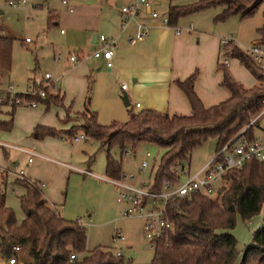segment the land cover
<instances>
[{"label":"trees","instance_id":"obj_1","mask_svg":"<svg viewBox=\"0 0 264 264\" xmlns=\"http://www.w3.org/2000/svg\"><path fill=\"white\" fill-rule=\"evenodd\" d=\"M217 8L220 12L213 19L215 23L225 22L231 17L240 20L251 18L259 9H262L264 17V0H197L185 5H170L165 16L168 26L173 28L182 18ZM257 35L264 46V26L257 29ZM13 41L0 36V72L11 69ZM226 47L231 50L225 56L237 60L259 86L244 88L234 80L228 68L219 63L218 69L222 72L220 86L228 91L230 97L213 107L205 108L195 94L194 74L184 82H177L188 100L189 116H169L151 110L130 111L125 123L101 126L96 114L86 105L75 116L81 125L67 131L36 127L32 136L35 139L52 137L68 140L78 132L84 134L88 140L100 143L99 149L105 151V173L110 179H119L122 175V162L110 154L113 148L118 147L125 154L127 146L134 148L140 143L160 147L164 153L153 173L151 187L152 191L159 192L164 181L177 183V173L189 163L192 151L207 139H215L219 150L242 131L249 142L258 136L255 128L246 127L264 110V70L232 43ZM75 53L79 55L78 51ZM42 90L45 98L29 96V99L41 102L46 108L62 107V99L58 95L49 93L47 88ZM12 126L13 120L0 122V132L10 131ZM259 133L264 135V129ZM7 179V174L0 172V259L3 262L12 257L14 247H19L28 250L31 264L124 263L122 257L118 258L114 252L100 247L85 254V228L78 221L61 218L47 204L37 185L23 176L13 181L23 189L18 202L24 219L18 223L14 212L6 206ZM260 214L264 216V161L252 159L242 168L228 171L214 197L196 193L168 203L167 217L171 227L153 241L154 253L150 264H264V226L252 234L239 262L237 241L231 234L236 217L249 222ZM72 254L76 256L74 261H70Z\"/></svg>","mask_w":264,"mask_h":264},{"label":"crops","instance_id":"obj_2","mask_svg":"<svg viewBox=\"0 0 264 264\" xmlns=\"http://www.w3.org/2000/svg\"><path fill=\"white\" fill-rule=\"evenodd\" d=\"M90 1L93 5L91 19L88 21L90 25H87L89 19L86 14L79 16L76 22L80 23V26L74 28L77 38L75 40L80 47H87L88 52L100 47L97 42V37L100 35L113 40L115 44L111 60L112 67L107 69L104 60L94 59L91 55L87 60L81 50L78 51L79 63L73 64L68 61L60 63L57 66L59 87L56 86L51 94L58 95L62 99V107L46 108L38 101L34 108L27 106L33 112L22 122L23 129L18 140L23 142V145H8L0 142V172L7 174L6 190L8 186H16L13 181L18 178L21 166H18L17 159L21 158V168L25 169L20 170L23 172L22 176L37 185L47 204L54 208L61 218L80 223V216L84 211H88L83 207V202L96 196L107 204L109 217L104 223L110 224L116 221L118 213L116 204L119 203L116 201L115 187L104 181L97 182L93 179L94 177L79 173L77 170L92 173L90 160L84 164L87 168L73 166L71 164L75 158L73 148L66 150V146L62 144L63 139L59 138L35 139L32 136L34 129L46 127L67 131L73 126H79L82 122L74 118L76 113L82 112L86 105L91 112L96 114L97 122L101 126L125 123L130 111L151 110L169 116H189L191 109L188 100L179 89L177 82H184L194 74V92L205 108L226 101L230 94L220 86L222 72L218 69V64L223 38L217 25L220 23L213 21L220 12L219 8L182 18L173 28L162 27L142 13L138 18L139 22L149 25V29L148 34L142 40L137 41L135 39L137 22L131 21L124 29H121V13L114 5L116 2L123 6L130 5L134 0ZM161 1L153 0L156 6ZM180 1H169L168 7L182 5ZM183 1L189 4L197 0ZM160 16H165V13ZM97 32L101 34L98 35ZM231 42L240 49L238 44ZM236 62L239 63L237 60ZM229 68L230 66L228 70ZM243 69L249 73L244 67ZM229 72L234 80L244 88H254L248 86L247 83L250 80L241 73L240 69ZM35 77H37L36 74H34ZM123 85L125 90L121 89ZM123 95L126 96L128 106H124L121 100ZM72 99L76 100L74 104L71 102ZM68 102H70L69 105ZM39 106L42 107L41 110H37ZM51 108H62L56 120L46 116ZM15 109L5 106L0 109V115L5 116L0 122L13 120L12 128L4 134H10L13 130ZM2 133L0 132V135ZM79 134L81 133L78 132L74 136ZM74 136L69 139L71 142ZM72 143L78 144L79 142ZM17 148L26 150L35 156L20 152ZM36 149L41 153H37ZM29 158H32L31 163H28ZM122 175H125L123 171ZM90 187L94 188V193L87 192ZM87 217L91 219L90 214Z\"/></svg>","mask_w":264,"mask_h":264},{"label":"rangeland","instance_id":"obj_3","mask_svg":"<svg viewBox=\"0 0 264 264\" xmlns=\"http://www.w3.org/2000/svg\"><path fill=\"white\" fill-rule=\"evenodd\" d=\"M6 1L0 0V35L10 36L14 41L12 44L10 72H0V95L2 97V107L16 109L13 130H11L10 134H4L3 132L0 135V142L8 145L20 144L19 146H22L23 142L18 140L23 129L22 122L33 112L27 106L31 101H34L29 99V95L25 96L23 93L27 94V91L36 82H40L44 86L45 82L42 80L44 74H49L53 80L58 79L59 71L57 66L62 63L55 61V56L58 53L62 54L64 59H67L69 55H73L76 51L81 50L84 52L86 59H89L91 52L87 51V47L83 48L77 45L74 28L80 26V23H77L76 20L82 14H86V17L89 19L87 20V25L89 24L88 21L91 19L93 5L90 0H67V5H63L61 0H31L25 7L15 9L7 7ZM148 1L152 6V10L159 15L166 14L169 1L172 2V0H162L156 6L153 0ZM180 2L181 4L183 3L182 5H185L184 2L186 1L181 0ZM114 5L117 10L128 6L127 4L123 6L118 2ZM261 11L262 9H259L251 18L240 20L236 17H231L225 22L217 24L223 40L233 41L235 44H238L241 51H245L252 44L260 45L257 29L264 26V17ZM52 17L51 21L50 18ZM97 34L101 33L97 32ZM26 39L29 40L28 43L24 42ZM230 50L231 48L226 46L222 49L224 52ZM229 66V71L240 69L241 73L249 78L250 82L247 84L250 88L259 86L254 78L235 59L229 58ZM32 70L33 72H31ZM33 73L37 77L34 78ZM236 75L239 76L237 72ZM56 86L58 88L59 84L53 86L49 83L47 86L48 92L51 93L52 90H55ZM71 102L74 104L76 100L72 99ZM69 104L70 102H68ZM41 109L42 107L39 106L37 110ZM61 109L51 108L46 116L56 120V116L59 117L62 111ZM4 117V115H0V120ZM257 135L260 136L262 134L257 132ZM62 144L66 146V150L73 148L75 152L74 161L71 163L73 166L87 168L84 164L90 160V171L94 176L99 177L93 179L101 182V178L107 177L105 173L106 153L104 150L99 149L100 143L87 140L73 144L69 139L65 140L64 138ZM126 148L128 149V153L126 154H123V151L118 147L113 148L110 152L115 160L122 162L123 173L134 177V181L132 182L134 186H138L141 181H152L153 173L160 162L164 149L146 143L137 144L134 148L131 146H127ZM216 150L215 139H207L196 147L191 153L189 163L185 165L189 174L196 173L215 155ZM36 151L37 153H41L40 150L36 149ZM146 154H149V157H146ZM17 160L18 166L22 167L21 158ZM57 160L61 161V159ZM143 162H146L148 165L144 174L140 173V165ZM21 167L19 171H24L25 169ZM180 180L183 182L185 178L181 175ZM90 191L94 193L95 190L90 187L87 192L90 193ZM21 193H23V189L20 187L8 186L5 196L6 206L14 212L18 223L24 219V214L18 202V197ZM95 197H91L83 202V207L88 211L83 210L84 213L80 216V224L85 225L84 228L86 230L85 254L98 247L106 249L111 253L117 248H122L125 256L132 261V264H150L153 258L154 244L145 239L140 221L134 218L123 219L121 217L122 204H116L118 211L116 221L105 224L104 222L109 217L107 204ZM95 213L99 215L96 216ZM88 214L91 215V219L87 217ZM261 226H264L263 214L254 217L249 222H243L239 217H236L235 227L231 231V234L237 241V251L239 253L237 262L240 261L244 248L251 242L252 234ZM116 232H121L125 236L126 240L122 246L113 243L111 239V236ZM16 259L19 261V264H31L32 262L27 249L23 250L19 248V251L16 253ZM0 264L7 263L0 259Z\"/></svg>","mask_w":264,"mask_h":264},{"label":"built area","instance_id":"obj_4","mask_svg":"<svg viewBox=\"0 0 264 264\" xmlns=\"http://www.w3.org/2000/svg\"><path fill=\"white\" fill-rule=\"evenodd\" d=\"M31 0H7L6 6L10 8H22L25 7ZM63 5H67V0H61ZM121 13V29H124L126 25L131 21L137 22V33L135 39L137 41L142 40L147 34L149 25H145L139 22L138 19L143 13L148 15L151 21L158 22L162 27H169L167 24L166 16H160L158 13L152 10L151 4L148 0H134L130 5L122 7ZM29 42V40H25ZM97 42L100 47L91 51V57L94 59H102L105 61L107 69L112 67L113 47L114 41L108 40L105 36L100 35L97 37ZM232 43L231 41H221L220 50V64L224 67L229 66V57L225 56L226 53L222 49ZM233 45V43H232ZM263 45L252 44L248 49L243 51L246 55L251 57L258 67L264 70V49ZM55 61L63 62L68 61L73 64L78 63L79 57L76 53L69 55L67 59H64L63 55L58 53L55 56ZM45 85L43 86L40 82H36L32 85L28 93L23 94L29 96H39L41 99L45 98V92L43 88H47L49 83L53 86L58 84L57 79L53 80L49 74H44L43 79ZM11 89V88H9ZM125 90V86L121 87ZM31 108L37 106L36 101H31L28 105ZM2 107V97L0 95V108ZM138 107V105H136ZM264 116V110L256 115L248 124V127L255 128L258 132L263 131L264 124L262 119ZM243 131L231 142L227 143L219 150L216 151L212 159L198 172L189 174L187 168H183L178 172L177 183H171L164 181L162 183L161 191L155 192L151 190L152 181H141L138 186H134L132 182L134 177L132 175H122L119 179L101 178L102 181L107 182L115 187L117 196L116 201L123 205L121 217L123 219H137L141 223L142 231L146 240L150 243L159 237H161L164 231L170 229L171 225L167 217V205L174 199H182L190 195L201 193L205 196L214 197L217 190L223 185L224 176L226 173L233 169L242 168L245 163L249 160L255 159L258 161H264V135L257 136L252 142L246 140L242 135ZM88 138L84 134L76 135L72 138V142L78 143L80 141H87ZM12 148V147H11ZM18 151L35 156L26 150L18 149ZM128 150H125V154ZM149 157V154H146ZM32 162V158L28 159V163ZM147 163L143 162L140 165V173L144 174L147 169ZM79 173L99 178L94 176L92 173L86 170H77ZM22 171H18V176L21 177ZM181 175L185 178L181 182ZM125 236L121 232H116L112 241L115 244L123 245L125 242ZM19 251V247L13 248L12 257L6 262L7 264H19L16 259V253ZM116 257H122L124 260L123 264H132V261L125 256L122 248L114 250ZM76 256L70 255V261H74Z\"/></svg>","mask_w":264,"mask_h":264},{"label":"water","instance_id":"obj_5","mask_svg":"<svg viewBox=\"0 0 264 264\" xmlns=\"http://www.w3.org/2000/svg\"><path fill=\"white\" fill-rule=\"evenodd\" d=\"M121 100H122V102L124 103V106H128V101H127L125 95H123V96L121 97Z\"/></svg>","mask_w":264,"mask_h":264}]
</instances>
